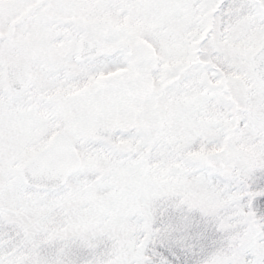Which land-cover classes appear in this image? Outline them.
Instances as JSON below:
<instances>
[{
  "label": "snow or ice",
  "instance_id": "1",
  "mask_svg": "<svg viewBox=\"0 0 264 264\" xmlns=\"http://www.w3.org/2000/svg\"><path fill=\"white\" fill-rule=\"evenodd\" d=\"M0 264H264V0H0Z\"/></svg>",
  "mask_w": 264,
  "mask_h": 264
}]
</instances>
